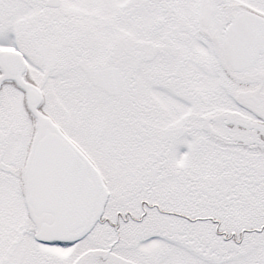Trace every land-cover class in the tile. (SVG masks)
Returning a JSON list of instances; mask_svg holds the SVG:
<instances>
[{
	"label": "snow or ice",
	"instance_id": "snow-or-ice-1",
	"mask_svg": "<svg viewBox=\"0 0 264 264\" xmlns=\"http://www.w3.org/2000/svg\"><path fill=\"white\" fill-rule=\"evenodd\" d=\"M0 264H264V0H0Z\"/></svg>",
	"mask_w": 264,
	"mask_h": 264
}]
</instances>
